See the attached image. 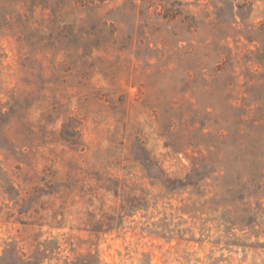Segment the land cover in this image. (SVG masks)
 <instances>
[{
  "label": "rangeland",
  "instance_id": "obj_1",
  "mask_svg": "<svg viewBox=\"0 0 264 264\" xmlns=\"http://www.w3.org/2000/svg\"><path fill=\"white\" fill-rule=\"evenodd\" d=\"M0 110V264H264V0H0Z\"/></svg>",
  "mask_w": 264,
  "mask_h": 264
},
{
  "label": "trees",
  "instance_id": "obj_2",
  "mask_svg": "<svg viewBox=\"0 0 264 264\" xmlns=\"http://www.w3.org/2000/svg\"><path fill=\"white\" fill-rule=\"evenodd\" d=\"M5 114H6L5 112L0 110V115L1 116L5 115ZM142 202H145V204L143 205ZM149 202L150 201L149 200L147 201L144 196H141V197H138V198L135 196V199H133V202H132V206H130V208L127 209L128 213H129V216L131 218H133L134 215H136L139 211H147L145 209V205L147 206V204H149ZM137 204H138V206H136ZM141 206H144V207H141ZM112 222L115 223V224H119V219L113 217L112 218ZM112 226H114V224ZM114 227H112V228H114ZM152 234H155L156 236H159V237L166 238V239H168L170 241L173 240V239H177L179 241H186V242L190 243V242H193V241L197 240L196 237H195V234H191V233L183 234L180 231H174L173 229H168V230L166 229L164 231L157 230V231H154Z\"/></svg>",
  "mask_w": 264,
  "mask_h": 264
}]
</instances>
